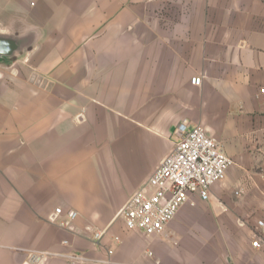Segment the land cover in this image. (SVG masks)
Returning a JSON list of instances; mask_svg holds the SVG:
<instances>
[{"label": "crops", "instance_id": "obj_1", "mask_svg": "<svg viewBox=\"0 0 264 264\" xmlns=\"http://www.w3.org/2000/svg\"><path fill=\"white\" fill-rule=\"evenodd\" d=\"M0 36V264H264V0H0ZM184 119L234 164L161 235L129 231Z\"/></svg>", "mask_w": 264, "mask_h": 264}, {"label": "built area", "instance_id": "obj_2", "mask_svg": "<svg viewBox=\"0 0 264 264\" xmlns=\"http://www.w3.org/2000/svg\"><path fill=\"white\" fill-rule=\"evenodd\" d=\"M191 84L200 86L202 78H192ZM261 92L264 93V90ZM173 136L175 141L172 151L117 214L129 231L147 238L161 235L185 205L194 206L197 200L208 201L211 188L226 179L234 164L205 129L189 120L184 119L178 123ZM77 219L76 211L64 212L62 208H58L51 222L75 233L74 223ZM104 236V231H95L93 243L99 245ZM263 237L264 221H259L252 247L261 249ZM64 244L68 245L67 242ZM54 257H62L78 264H91L75 254L52 252L31 254L30 263Z\"/></svg>", "mask_w": 264, "mask_h": 264}, {"label": "water", "instance_id": "obj_3", "mask_svg": "<svg viewBox=\"0 0 264 264\" xmlns=\"http://www.w3.org/2000/svg\"><path fill=\"white\" fill-rule=\"evenodd\" d=\"M17 49L14 40L0 36V59L12 57Z\"/></svg>", "mask_w": 264, "mask_h": 264}]
</instances>
